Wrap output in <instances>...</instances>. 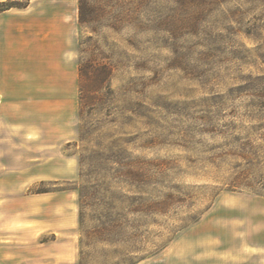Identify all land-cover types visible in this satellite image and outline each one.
<instances>
[{
    "label": "rangeland",
    "instance_id": "obj_1",
    "mask_svg": "<svg viewBox=\"0 0 264 264\" xmlns=\"http://www.w3.org/2000/svg\"><path fill=\"white\" fill-rule=\"evenodd\" d=\"M1 2L27 0H0V77L13 98L54 87L68 140L27 143L20 128L0 154V264H264V195L246 184L264 185V154L252 168L232 154L264 134L251 79L264 74L206 69L196 50L178 60L194 38L163 25L211 0L102 1L83 25L78 0Z\"/></svg>",
    "mask_w": 264,
    "mask_h": 264
},
{
    "label": "trees",
    "instance_id": "obj_2",
    "mask_svg": "<svg viewBox=\"0 0 264 264\" xmlns=\"http://www.w3.org/2000/svg\"><path fill=\"white\" fill-rule=\"evenodd\" d=\"M102 1H119V0H78V19L81 25L90 23L91 21L100 20L105 17V8L98 4ZM129 1V0H122ZM234 1L235 5L232 9H228L221 18H213L207 20L209 14L219 6L225 3ZM28 2V0H27ZM26 2V4H27ZM93 2L94 4H92ZM211 7L203 14L200 13L193 16L186 24H181L180 21L167 19L163 25L172 28V34L189 33L193 36L191 43H188L185 52L178 55L179 59L188 58L190 52L196 50V59L200 62V66L206 69H215L217 71H235L247 72L250 75L254 72L264 74V0H211ZM243 2V3H241ZM14 3L6 4L1 2V5L10 8L12 6H26ZM221 28L216 31V27ZM115 27V25H112ZM183 31V32H180ZM224 30V32L222 31ZM240 36V37H239ZM198 48L200 52L198 51ZM178 49V48H177ZM175 48V51L177 50ZM178 52V51H177ZM180 64V63H178ZM251 79L264 81V75L252 76ZM82 99V96H81ZM82 104V102H81ZM258 111L264 110V102L255 105ZM84 130L83 132H85ZM82 129L80 131V140H83ZM238 142V151L232 154L243 159L249 167L259 165L261 157L264 154V134L258 138H248L245 141ZM97 158H101V153L95 151ZM93 155H91L92 157ZM88 157L79 158V164H84ZM251 168H248L251 170ZM79 176L82 177V172L79 171ZM256 177L253 181H248L246 184L251 187L252 191L257 194L264 195V185L256 187ZM48 191V190H42ZM41 192V191H39ZM82 197L85 193L79 189V207L80 216H82ZM169 198V197H168ZM168 199L161 202L143 203L135 209L136 212H149L152 209L167 204ZM81 218L79 217V223ZM117 227L115 226H112ZM145 258V257H144ZM136 260L129 264H135ZM81 260V258H80ZM79 260V264H81Z\"/></svg>",
    "mask_w": 264,
    "mask_h": 264
},
{
    "label": "crops",
    "instance_id": "obj_3",
    "mask_svg": "<svg viewBox=\"0 0 264 264\" xmlns=\"http://www.w3.org/2000/svg\"><path fill=\"white\" fill-rule=\"evenodd\" d=\"M3 70L2 63L0 64V75L5 73ZM0 82H3L0 84V154L9 152L11 134L20 128L18 139L22 138L27 143H43L48 148H54L60 141L68 140L66 136L60 135L57 131L59 94L55 92L54 87L46 88L45 93H39L33 91L36 89L33 86L21 85L20 89L23 90L21 96L13 98L10 93L11 85H5L4 79L1 77ZM43 102H45V106H49L46 108V112L29 109L30 106L41 105ZM44 130L50 131V133L45 135ZM45 139H49L47 141L51 142L46 145ZM43 144L42 146H44Z\"/></svg>",
    "mask_w": 264,
    "mask_h": 264
}]
</instances>
